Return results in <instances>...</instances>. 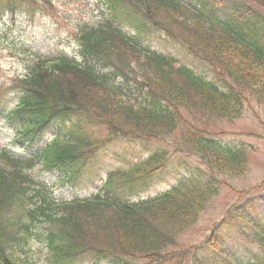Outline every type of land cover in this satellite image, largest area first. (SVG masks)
Wrapping results in <instances>:
<instances>
[{
	"label": "trees",
	"instance_id": "1",
	"mask_svg": "<svg viewBox=\"0 0 264 264\" xmlns=\"http://www.w3.org/2000/svg\"><path fill=\"white\" fill-rule=\"evenodd\" d=\"M106 1L109 17L75 32L81 63L66 55L35 56L22 74L0 83V105L7 91L17 94L15 104L0 112L30 145L52 121H61L58 134L29 159L0 149V264H25L29 241L40 240V224L49 264H65L85 252L108 255L107 264H137L135 258L146 264H184L188 247H173L199 220L207 201L219 194L220 185L238 195L248 192L222 179L244 176L249 159L243 143L213 136L222 132L197 130L184 112L203 123H212L213 116L234 120L246 108L240 89L244 85L264 98V0ZM21 11L55 13L57 5L55 0H0L1 14L15 18ZM153 34L187 54L180 57L146 45L144 38ZM7 41L6 35L0 37V42ZM188 56L192 65L202 59L210 74L203 68L198 73ZM225 75L239 89L221 90L216 79ZM102 127L107 134L99 138L91 128ZM177 129L173 142L159 140L196 154L207 166L203 174L210 170L211 175L180 181L165 195L147 201L129 203L111 193L117 183L148 174L154 162L160 166L157 170L164 166L171 157L166 148L132 169L111 172L100 193L87 201L56 200L29 173L40 165L45 171H59L65 176L62 181L76 179L105 141L118 133L165 138ZM229 214L240 233L264 252V227L248 226L242 213L234 216L235 209ZM222 242L209 239L211 258L195 264H244L240 254ZM256 255L260 258L246 264H264V253Z\"/></svg>",
	"mask_w": 264,
	"mask_h": 264
},
{
	"label": "rangeland",
	"instance_id": "2",
	"mask_svg": "<svg viewBox=\"0 0 264 264\" xmlns=\"http://www.w3.org/2000/svg\"><path fill=\"white\" fill-rule=\"evenodd\" d=\"M55 4L57 5L55 13L22 11L15 18H11L8 15L0 17V37L4 35L8 37L7 42H0V65L6 74V78L12 74L14 76V73H22L24 66L34 57L32 53L46 55L65 54L80 59L81 52L74 37L75 32L83 24L106 18L107 9L102 0H55ZM146 43L162 50H171L180 57L183 54H187L183 47L179 49L171 43H165L160 36H155V34L147 37ZM188 60L192 61L190 56H188ZM194 62L199 71H201L200 68H203L206 73L210 74V69L207 65L203 63L198 65L195 60ZM10 92L7 91L3 94L2 103L6 107L17 99V94H10ZM248 98L250 106L245 108L242 115L234 120L213 116L211 118L212 123H203L199 119L191 120L192 117L187 112H184L187 120H190L199 128L212 133L227 132L228 134L219 136L221 139L228 142L243 143L247 148L255 147L253 151L248 152L249 171L244 177H222L226 183H230L236 189H249L259 186L264 181V98L255 99L253 95ZM55 125L56 123H53L45 132L44 136H42V142L52 135L56 128ZM91 129L99 137H104L107 133L104 128ZM254 130H256L255 133L258 136H263L256 139L252 136ZM177 135L178 129L165 136V140L173 142ZM213 136L216 137L217 135ZM136 137H131L130 134L125 133H118L112 136L97 152L98 157H100V172L97 173L93 170L91 173L93 178L89 177L88 173H83L75 185L55 184V196L57 198L89 196L98 189L100 182L104 180L105 175L110 170L125 166L130 161L147 157L159 147L166 146L172 153L168 166L160 174L153 177L145 188L137 189L131 198L156 195L175 182L179 176L199 166L196 161L197 157L188 156L185 153H173V149L159 139L148 140ZM107 138L108 135L105 140ZM0 147L11 150L19 157H27L33 153L30 145L24 139L17 137L16 129L9 126L2 114H0ZM116 151L119 152L117 153ZM33 173L38 179H43L50 183H53L58 176L57 172L41 174L39 169H35ZM253 192L254 190L250 194L252 195ZM260 193H264V189L255 195ZM248 201L252 203L254 200L253 198L245 199L241 204H237L240 202L239 195L231 191L230 187L222 186L219 195L209 204L199 221L182 234L179 247L182 248L185 245L201 242L211 232L214 223L224 216V213L236 206L234 208V216L241 215V207L238 205H243ZM221 232L225 236L226 241L231 243L237 238L238 228L225 223L221 228ZM38 250V242H33L28 247L30 264H40L38 263L40 261ZM135 261L138 264H144L141 259ZM87 262L88 260H83L77 264H87Z\"/></svg>",
	"mask_w": 264,
	"mask_h": 264
}]
</instances>
